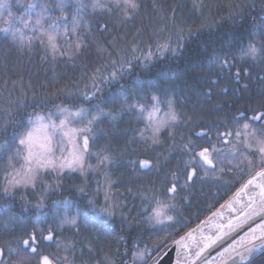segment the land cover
Segmentation results:
<instances>
[{
  "label": "trees",
  "instance_id": "16d2710c",
  "mask_svg": "<svg viewBox=\"0 0 264 264\" xmlns=\"http://www.w3.org/2000/svg\"><path fill=\"white\" fill-rule=\"evenodd\" d=\"M212 1L215 3L209 4L206 0L199 4H191L189 0H137L139 9L123 22L116 10L111 13H83L81 23L84 25L87 22L88 27L84 29L82 25L77 34L86 37L88 48L84 55L72 59L68 55L57 54L53 60L51 53L39 42L32 44L30 54V51H26L27 48L21 51L19 46H10L5 39L0 41V143L10 141L14 131L23 132L29 117L35 113H46L58 105L83 106L92 110L94 104L118 92L121 85L128 88L137 79L143 83L142 103L148 107L153 103L152 95L158 96L161 104L164 99L171 98L180 115L179 123L159 132L160 143L157 145H152L151 141L147 145L141 142L140 132L144 125L137 119L136 112L123 115L115 122V127L107 119L96 127L97 147L94 149L100 151L107 145L120 160L118 167L109 166L106 171L117 182L113 189L124 190L125 194L121 196H124L126 203L107 220L95 217L99 223L93 222L91 212L87 218L81 217L80 231L76 234L87 235L88 240L78 239L77 244L82 248L89 241L91 247L85 244L82 258L79 261L72 259L71 264H81L83 261L86 264H153L172 243L222 205L256 172L255 169L253 172L245 171L236 175V171L225 168L219 178H205L197 159H192L193 153L183 149V145L190 139V147L196 153L202 148L213 149L215 146V154H219L224 144L221 137L216 136V130L226 132L233 121H242L240 112H245L246 116L252 115L250 109L264 103V51L256 59L239 60L243 55L241 49L247 48L249 41L255 43L258 49L264 46V0H253L248 5L243 0H230L228 5H225L226 0ZM240 5H243L242 9ZM241 11L242 16L238 18L240 22L233 23L229 19L230 15ZM65 12L70 18L69 12ZM50 14L53 13L50 11ZM59 14L52 16L57 17ZM98 21L107 22L109 31L98 30ZM163 24L166 35L155 37L153 34ZM88 29H91V35ZM180 29H183L182 34L177 33ZM189 29L194 33L191 38L186 34ZM180 35H184L186 39L179 55L174 56L168 51L165 56H161L156 54L155 46L151 50L155 52L154 58L147 68L143 67L142 61H133L131 74H125L119 82L104 86L97 99L84 101L79 96L80 91L90 89L91 82L87 77L95 72L98 64L102 65V73L107 76L112 71L111 60L119 62L122 57L131 59L132 44H138L145 51L147 45L154 47L157 41V44L168 42L170 47H176ZM92 36L107 51H97ZM75 39L76 36H69L67 39L58 36L56 43L61 51H68L67 44ZM113 41L114 43H110ZM224 53H228L229 58L235 60L236 67L242 69L238 81L235 78L236 68H232L230 72H221L218 64L211 63L215 57H223ZM136 55L139 56L140 53ZM244 69L250 73L249 76H244ZM61 89L65 91L61 92ZM69 92L76 98L71 99ZM167 92L172 94L169 98L166 97ZM162 108L165 109L164 106ZM2 114L5 115L4 120H1ZM208 124L213 126L212 134L197 137L195 133ZM101 129L111 130L110 137L100 135ZM144 135L148 136L146 133ZM260 135L263 139L264 134ZM143 159H149L153 164L159 160L161 167H151L144 171L139 168L138 163L135 169L128 165L129 160ZM1 161H4L2 157ZM185 163L190 165L185 166ZM193 168L195 175L189 181L187 174ZM256 168L262 169L264 165ZM173 172L187 182V188H178V199L174 204L175 210L172 211L173 222L163 236L146 222L135 223L134 219L143 218L135 210L141 195L153 197L159 189L167 192L171 183L168 178L172 180ZM87 181L91 179L87 178ZM65 188L62 187V194H56L55 198L63 197ZM129 188L131 192L128 191ZM87 191L85 199L92 196V188H87ZM6 202L8 203L1 198V203ZM77 203L78 211L86 207ZM130 207L132 208L129 209ZM121 212L124 213L123 217ZM22 219L24 218H19L16 228L19 235H22V229L32 228L31 220ZM128 221L133 223L129 225ZM3 238L6 237L0 236V240ZM144 246L149 251L145 252L144 259L139 263L134 254ZM48 255L56 258L53 254Z\"/></svg>",
  "mask_w": 264,
  "mask_h": 264
},
{
  "label": "snow or ice",
  "instance_id": "6c2138e0",
  "mask_svg": "<svg viewBox=\"0 0 264 264\" xmlns=\"http://www.w3.org/2000/svg\"><path fill=\"white\" fill-rule=\"evenodd\" d=\"M17 2L23 7V13L21 15H16L11 11L12 5H10L7 0H0V37L3 39H11L14 44H18L21 51L27 48L29 51L32 49L33 40H39L43 45L45 44L44 39L47 38L46 50L52 55V59L55 60L56 55H68L69 59L79 57L84 55L85 50L88 48V44L85 43L86 37L83 34H77L78 29H80L82 17V10L85 5L82 0H75L76 2V12L73 14L71 21V28L68 26L67 13L65 8L67 6L68 0H57L55 4L56 9L60 11V16H51L50 10L52 5L49 0H28L25 4L24 0H17ZM109 3L113 5L122 13V21L131 18V16L139 9V4L137 0H108V2H103V0H92V9L95 12L97 9L107 11L111 13L113 11L112 7H109ZM241 9L243 5L239 6ZM175 13V10H173ZM7 13V15H5ZM242 16V11L239 13H233L230 15L229 19L233 23H239V17ZM47 25V26H45ZM87 27V25H84ZM97 28L100 31L108 32L109 25L107 22L100 23L97 22ZM89 35H91V29H88ZM183 33V29L179 30ZM38 33V35H37ZM63 35L66 39L72 35L76 36L75 41L69 42L67 44L68 51H61L60 46L56 43L57 37ZM194 33L191 29L188 30V38H191ZM186 39L184 35H180L177 41L176 47H170L168 42L163 44H157V52L162 56L165 52L171 51L175 55H179L180 51L184 47L183 41ZM93 42L96 43L97 51L104 52L107 51L96 41V38L92 36ZM110 43H114L110 42ZM243 56H249L252 59H256L257 56L264 51V46L258 49L256 44L252 41L248 42L247 48L241 49ZM132 56L131 59L121 58L119 62L111 60L110 64L112 71L105 76L100 68H96L95 72L92 73L91 77V87L87 91H80L79 96L83 98L84 101H93L97 99L98 96L103 92L104 86L109 85L113 82H119L125 76V74H131L134 64L133 61H142L143 67L147 68L154 58V53L151 51V46L148 47L147 51L140 48L138 44H132L131 46ZM140 55H136V53ZM243 58V57H241ZM42 59H47V57H42ZM213 64H218L219 70L224 72L225 70L231 71L232 68H236L235 78L238 81L241 78V68L236 67L235 60L230 59L228 53H224L223 57L217 56L211 62ZM244 76H249L250 73L247 69L243 70ZM215 83V82H213ZM78 86V85H77ZM88 88V86H85ZM246 87V86H245ZM143 88V83L140 80L134 81L128 88L121 85L118 92L110 95L107 99L100 100L99 103L94 104L93 111L83 106H60L56 108V114L59 117V123L53 119V114L49 113L47 116L35 113L33 116L29 117L28 125L29 127L23 132L12 133L11 140H5L3 144H0V152H10L12 148H15V154L17 156H22L24 163L21 168L16 169L12 165L13 157L9 155V167L12 168L11 172H8L5 176V186L2 189V195L5 198H15V190L19 188L31 187L35 190L38 185L41 187V196L35 207L42 208L44 206V198L49 193H55L62 189L63 180L65 178V170L68 171L69 175L73 172H78L81 177H85L84 182L80 185H70V187H75L81 194L87 195V170L92 167V165L85 166L84 155L89 151V141L90 139L95 140L98 133L95 131L96 127L101 124L102 121L107 119L113 122L115 127V122L118 121L123 115L136 112L138 113L137 119L143 118L147 121L146 127L152 130L151 136H145L144 131L140 132V140L145 145L151 141L152 145H157L159 141V132L162 127H173L180 122V115L175 109V101L169 99L167 101L168 112L165 114V119H157L156 114L160 111L159 109V97L156 95L151 96L152 105L149 109L145 103L141 100L143 96L141 91ZM64 92V89L60 90ZM69 97L75 99L76 96L69 92ZM117 105L119 107H117ZM264 103H261L257 108H251L250 111L253 113L250 117L246 116L245 112H240L239 117L245 119V123L242 125L245 147L251 149L252 144L248 143V138L252 137L256 139V129L252 127V123L247 122H260L261 127L264 128ZM191 119V118H189ZM86 122V123H85ZM74 123L84 124L82 128L71 127ZM212 126H205L201 128L200 132L195 133L197 137H206L212 134ZM60 135V140L57 142L56 137ZM100 135L104 138H108L111 135V130L104 131L100 130ZM231 132L221 133L216 130V136L226 137L231 136ZM242 135L241 130L238 128L235 136L239 141ZM77 136L82 137V144L77 143ZM183 138V137H182ZM71 144L72 148L68 149L65 144ZM129 143H132L131 141ZM256 143L260 145L258 151L261 154V163L264 164V139H256ZM192 141L189 139L188 143L183 145V149L193 153L192 159L195 160L198 156L204 164L215 169V164L213 159L210 158V152L208 148H202L198 153L194 151L190 146ZM57 148L60 155L57 156ZM213 151H217L215 146H213ZM67 153V154H65ZM233 158L237 155H243L244 160L247 161L249 167L251 168L253 161L243 153H237V150L233 148L231 150ZM96 156L98 165H103L105 168L118 167L120 160L116 155L109 149L107 145L100 149L99 152L94 153ZM167 160V157H165ZM241 160L239 163H243ZM137 163L139 168L148 169L151 167L159 168L161 167L159 160L155 164L149 159H143L139 161L129 160L128 165L133 169L136 168ZM231 163V161H229ZM239 163L236 167H239ZM223 171V168L220 169ZM55 173L51 182H46L44 180V174ZM205 174L207 175V169H205ZM105 187L102 189L104 194V203L100 204L95 196L87 199L86 207L81 209L74 216L65 215L60 221L58 228L62 229L65 225H69L76 230L79 234V220L81 217L87 218L91 212L93 215V222L99 223L95 217H113L116 214L117 209L120 208V204L113 200L112 189L117 183L112 180L111 174L105 172ZM195 175V169L193 168L191 172L187 174V180H191ZM256 177L264 179V168L256 173L253 179L248 181V185L253 184L256 181ZM179 179L178 175L172 173V183L171 187L167 188L168 193L175 194L177 192V181ZM245 185L244 187H247ZM257 187L261 189L259 195L261 197V207L260 209L253 210L248 213V217L251 218L253 215H258L264 212V184H257ZM101 191V188L97 187V194ZM131 192V188L128 189ZM65 208H67L69 202L67 200L59 202ZM157 207L153 208L151 213L142 218V220H135L134 222L140 224L146 222L149 224L164 223L165 219L167 221H172V216H165L162 208L169 207L168 205H162L159 200L156 201ZM174 207V205L172 206ZM120 215L123 217L124 213L121 212ZM213 215H216L215 213ZM19 218L10 214V206L4 205L0 206V229L3 230L4 234H11L16 231L19 224ZM129 225L133 221H128ZM231 227V225H230ZM57 229L51 226L47 229V234L45 235V229L38 226L32 227L30 230L22 229V235L14 236L12 241L4 242V246H0V264H32L33 259L36 260V264H57L59 257L51 258L48 254H43L42 245L45 242L55 243L57 248L64 247L65 251L75 248L74 241H67L65 243L59 236L55 235ZM191 236V233L188 234ZM220 236L216 237H206L207 241L202 248L195 253V257L199 258L201 253L209 247L211 244L216 243ZM123 239V237H121ZM184 237L180 240L175 241L177 245V264H181L179 257L182 255L180 248H188V245L183 243ZM15 243V247L13 246ZM149 249L145 248L144 252H148ZM144 252L134 254L139 255L143 258ZM224 253H230L225 261H231V264H264V223L257 225L255 228H251L248 233L240 238L239 241L230 245L228 248L224 249V252L220 253L221 256ZM187 257V253H184ZM15 256L16 260H10L9 257ZM38 258V259H36ZM67 260V256L64 257ZM159 264V261H156Z\"/></svg>",
  "mask_w": 264,
  "mask_h": 264
},
{
  "label": "rangeland",
  "instance_id": "374dc122",
  "mask_svg": "<svg viewBox=\"0 0 264 264\" xmlns=\"http://www.w3.org/2000/svg\"><path fill=\"white\" fill-rule=\"evenodd\" d=\"M202 0H189V2L192 3H196L199 4ZM7 2L12 5L11 7V11L13 13H15L16 15H21L23 13V7H21V5L17 2V0H7ZM28 2V0H24V3L26 4ZM103 2H108V0H103ZM207 3L209 4H214L215 1L212 0H206ZM244 4H251L253 2V0H243L242 1ZM49 3L52 5L51 7V12L53 14H50L51 16L56 14V13H60V11L58 9H56L55 4L57 3V0H49ZM82 3L85 5V8L82 10V15L83 13H88L91 14L93 13V9H92V0H82ZM230 3V0H226L225 5H228ZM70 7V10L68 9ZM109 7H112L113 10H116L119 17H122V13L116 9L115 7H113V5L111 3H109ZM65 11L69 12L68 14L71 16L69 18V16L67 15V22L69 25V28H71V21H72V17L73 14L76 12V2L75 0H68L67 6L65 8ZM97 12L103 11V10H96ZM95 11V12H96ZM5 15H7V13H5ZM60 16V14H59ZM172 19V17L170 18ZM69 20V21H68ZM81 25H83L81 23ZM84 25L88 24L87 22H84ZM82 26L84 29H87V27ZM164 25H161L158 27V30L153 34L155 37L160 38V36L166 35L167 32H163L164 30ZM174 25H176V23L174 22ZM0 26H3L2 24H0ZM47 26V25H45ZM177 27V26H176ZM178 34L180 33L179 30L177 32ZM178 34H174V36L178 35ZM182 34V33H180ZM188 34V33H186ZM38 35V33H37ZM61 37H64L63 35H60ZM72 36V35H70ZM155 37H153L154 39H156ZM172 37V36H171ZM41 39H44L45 44H43V46L46 47L47 44V38L46 37H41ZM64 39V38H62ZM3 40L2 37H0V41ZM6 42L12 46H18V44H14L11 39H5ZM57 41V40H56ZM34 42H39V40H33L32 44ZM72 42V41H71ZM157 43H159L157 41ZM157 43L155 45H153L154 47L151 46V50L153 51L155 46H157ZM41 44V43H40ZM42 45V44H41ZM149 45H147L146 50L148 49ZM27 52H29V50H26ZM118 51V50H117ZM30 54L32 53V51L29 52ZM155 53V52H154ZM156 54H159L156 51ZM167 54V52H165L162 56H165ZM160 55V54H159ZM247 58L248 60H251L252 58L249 56H240L239 60H242L243 58ZM141 62V61H140ZM98 68L101 69V72L104 71L102 65L98 64ZM91 77V75H88V80L89 82H91V80L89 79ZM167 98H169L172 94L170 92H167L166 94ZM158 97V96H157ZM171 99V98H169ZM165 100L164 102L161 104V101L159 103V109L160 111L156 114L157 119L163 120L165 119V114L168 112V105H167V101L169 100ZM151 104H149L148 108H151ZM68 106V105H67ZM162 106L165 107L162 108ZM77 107V106H75ZM79 107V106H78ZM90 111H93L90 110ZM49 113L53 114V119L56 120L57 123H59V117L56 114V108L46 112V113H39L42 115L47 116ZM5 115L2 114L1 115V120H4ZM237 119V118H236ZM140 121L143 123V131L144 133L151 134L152 135V130L150 128L146 127L147 121L143 118H140ZM28 122V121H27ZM246 121H233L231 124H229V126L227 127L226 132H231L232 135L231 136H226L225 138H228V142L224 144L223 140H221V142L224 144V147H222V150L219 154H215V151H213V149H209L210 152V158L213 159V163L215 164V169L211 168L210 166L206 165L203 163V161L197 156V163L198 166L200 167L201 171L203 172V175L205 178L209 177L212 179H216L215 177L219 178V174H221L222 171H220L221 168H223V170L225 168H227L229 171L233 170L236 171V175L242 174L243 172H253V170L257 171L258 169L256 168L257 166H261L264 165L262 164L261 161V154L258 151V148L260 147L259 144L256 143V139H262V135L260 134H264V128L261 127V123L258 124L257 126H255L254 124H252V127L256 129V139H253L252 137L248 138V143L252 144V148L249 149L247 147H245L244 145V135H243V129H242V125L245 123ZM248 122V121H247ZM86 123V122H85ZM207 126H211L210 124H208ZM29 127L28 123L27 126L25 128V130ZM71 127L73 128H82L84 127V124L81 123H74L71 125ZM213 127V126H212ZM165 127H162L160 129V131H162ZM240 129L242 132V135L239 139V141L237 140L235 133L237 131V129ZM24 130V131H25ZM197 133V132H196ZM264 139V138H263ZM60 140V135L58 134L56 137V141L58 142ZM96 139L92 140L90 139L89 141V151L88 153H85L84 155V162H85V166L87 167V165H92L91 168H89L87 170V175H86V180L87 178H90L91 181H87V188H92V191H90V193L92 194L91 197L95 196L96 199L98 200V202L100 204L104 203V194H103V188L106 186L105 185V175L104 173L106 172V168L103 165L97 166L98 165V161L95 155H93L94 153L99 152V150H96L94 148H96ZM77 143H81L82 144V137L81 136H77ZM3 144V143H0ZM65 147L68 149L72 148L71 144H65ZM235 148L237 150V153H243L245 155H247L252 161L253 164L251 166V168L249 167L248 163L246 160H244V156L243 155H237L236 158H233L232 154H231V150ZM216 149V148H215ZM220 150V148H218ZM198 153V152H197ZM67 154V153H65ZM6 155V156H5ZM9 155H11L13 157L12 159V165L16 168L19 169L21 168L22 164L24 163L23 161V157L22 156H17L15 154V148H12L10 152H0V157L3 158V162H0V197L4 200H7L8 203H1V198H0V206H4V205H9L10 206V214L13 216H16L18 218H28L30 219L32 222H36V224L32 223V227L34 226H38L40 228L45 229V234H47V229L49 226H51L54 229H57L55 235L59 236L65 243H67V241H74L75 242V248L74 249H69L68 251H65L64 247H60L57 248L55 243H49L48 245V251L50 254H53L55 257H59L58 260V264H71V260L72 259H80L82 258L83 255V249L86 246L91 247L90 246V242L87 241L84 244V247L80 248V246L77 244V240L78 239H82V240H88L86 237H88L87 235L85 236H79L76 234V230L74 228H72L69 225H65L62 229L58 228V225L60 223V221L62 220V218L67 215L69 217L76 215V213L78 212V208L77 202L81 203V206H85L86 205V201L88 199V197L85 199L84 195L81 194L75 187H70V185H80L84 182L85 177H81L79 175L78 172H73L69 175L68 171L65 170V178L63 180V187L65 186V195L63 197H60L59 199L55 198V195L57 194L59 196V194H62L59 190V192H49L45 198H44V206L42 208H37L35 207V205L37 204V202L40 199L41 196V187L38 185V187L33 190L31 187L28 188H19L17 190H15V198H5L2 195V189L5 186L6 180H5V176L8 172L12 171V168L9 167ZM56 155L59 156V150L57 148V152ZM241 160H244L243 163H239ZM229 161H231V163H229ZM239 163V167H236V165ZM185 166H189V163H185ZM149 169V168H148ZM148 169L144 170L147 171ZM205 169H207V175L205 174ZM105 171V172H104ZM94 176H93V175ZM55 175V173H51V174H44V180L46 182H51L53 179V176ZM211 176V177H210ZM240 177V176H238ZM169 181H171V183L173 182L170 177L168 178ZM77 180V182H76ZM177 183V191L178 188H187V182L185 183L184 180H182V178L179 177V179L177 181H175ZM72 183V184H71ZM171 183L170 186L171 187ZM101 188V191L97 194V187ZM168 188V187H167ZM88 192V191H87ZM156 194H153V197H149L145 194V196H140L139 199L137 200V205L138 206L135 210L137 215H140L142 217H145L147 215H149L152 211L153 208L157 207L156 201L159 200L161 202L162 205H168L169 207L167 208H162L161 210L164 212L165 216H173L172 211H174V207H172L176 200L178 199L177 196V192L175 194L169 195L167 194V192L162 191L161 189L156 190L155 191ZM125 194L124 190H118V189H112V198L113 200H115L116 202H118L120 204V206H122L123 204L126 203V199H124V196H121ZM84 199H82V198ZM148 197V199H146ZM121 198L123 199V201H121ZM67 200L69 202L67 208H65L62 204H60L59 202ZM13 201H17L16 204H13ZM121 201V202H120ZM132 207H130L129 209H131ZM31 214H33V216H37L36 219L32 218V216H30ZM94 215V214H93ZM27 216V217H25ZM40 216V217H39ZM106 220L109 217H104ZM24 220V219H22ZM46 220L48 221V224L46 225ZM173 222L172 221H167L165 219L164 223H157V224H149L146 223L147 225H149L150 227H155L156 228V232L157 233H161L163 236L169 231L170 229V224ZM39 223V224H37ZM17 234V235H16ZM19 232L15 231L11 234H4L3 230L0 229V236H4L6 238H3L0 240V245L4 246V242L6 241H12L14 236H18ZM84 237V238H83ZM145 250V246L142 247L138 252H136V254L144 252ZM48 253V254H49ZM67 256V260L64 259V257ZM135 259L140 263L142 261V259H144L145 256V252L143 255V258H140L139 255H135ZM79 261V260H78ZM214 260H212V262H214ZM85 263V261H83ZM83 262H80L81 264H83ZM33 263V261H32ZM86 264V263H85Z\"/></svg>",
  "mask_w": 264,
  "mask_h": 264
},
{
  "label": "water",
  "instance_id": "95a60500",
  "mask_svg": "<svg viewBox=\"0 0 264 264\" xmlns=\"http://www.w3.org/2000/svg\"><path fill=\"white\" fill-rule=\"evenodd\" d=\"M257 172L243 182L233 195H231L222 205L181 236L184 237L183 243L188 245L187 249L180 248L182 255L179 259L181 264L200 263V261L215 253L219 248L225 246L264 218V212H261L258 215H253L251 218L247 215L254 209L258 211L261 207V197L259 195L261 189L256 185L264 184V179L256 177V181L253 184L248 185V181L253 179ZM245 185L248 186L244 187ZM214 213L216 215H213ZM189 233H191V236L188 235ZM209 236H220L221 238L218 239L216 243L207 247L201 253L199 258H196L195 253L199 248L204 246L207 242L205 238ZM181 237L177 240H180ZM184 253H187V257ZM229 254L230 253L220 257H214L212 260L215 259V261H211V264H225ZM177 259V245L172 243L156 261H159V264H177ZM156 261L153 264H156ZM228 264H231V261H228Z\"/></svg>",
  "mask_w": 264,
  "mask_h": 264
},
{
  "label": "bare ground",
  "instance_id": "6f19581e",
  "mask_svg": "<svg viewBox=\"0 0 264 264\" xmlns=\"http://www.w3.org/2000/svg\"><path fill=\"white\" fill-rule=\"evenodd\" d=\"M262 223H264V218L261 219L260 221H258L257 223H255L251 228H255V227H257V225L262 224ZM251 228H249L247 231H245L244 233H242L240 236L234 238L231 242H229V243L226 244L225 246L219 248L215 253H213V254L210 255L209 257L205 258L204 260L200 261V263H198V264H211V261H212V259H213L214 257H220V256H221L220 253L224 252V249H225V248H228L230 245H233L235 242L239 241L240 238H241L242 236H244L245 233H248V232L250 231ZM225 254H228V253H224V255H225Z\"/></svg>",
  "mask_w": 264,
  "mask_h": 264
},
{
  "label": "flooded vegetation",
  "instance_id": "af4514ba",
  "mask_svg": "<svg viewBox=\"0 0 264 264\" xmlns=\"http://www.w3.org/2000/svg\"><path fill=\"white\" fill-rule=\"evenodd\" d=\"M251 115H249L248 117H250ZM242 120L243 121H245V119L244 118H242ZM248 122H250V123H252V124H260V122H251V121H248ZM221 133H224V132H221ZM221 139L223 140V142H224V144L225 143H227L228 142V138H225V137H221ZM190 171H192V169L191 170H189V172ZM167 194L168 195H172V194H170V193H168V191H167ZM17 203V201H13V204H16ZM30 216H32V218H35L36 219V217L37 216H33V214H31ZM25 217H27V216H25ZM40 217V216H39ZM24 219H26V220H30V219H28V218H24ZM33 224H36V222L34 221V222H32ZM37 224H39V223H37ZM48 224V221L46 220V225ZM45 234V233H44ZM46 235V234H45ZM48 245H49V242H45L43 245H42V249H43V254H46V253H49V251H48ZM1 246V245H0ZM13 246L15 247V243L13 242ZM50 254V253H49ZM51 257V256H50ZM52 258V257H51ZM9 259L10 260H16L17 259V257H15V256H12V257H9ZM36 259H38V258H36ZM32 264H36V260L35 259H33V263Z\"/></svg>",
  "mask_w": 264,
  "mask_h": 264
}]
</instances>
